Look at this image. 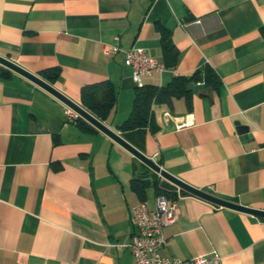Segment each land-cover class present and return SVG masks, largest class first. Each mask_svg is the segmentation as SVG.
I'll return each instance as SVG.
<instances>
[{
  "label": "crops",
  "instance_id": "obj_1",
  "mask_svg": "<svg viewBox=\"0 0 264 264\" xmlns=\"http://www.w3.org/2000/svg\"><path fill=\"white\" fill-rule=\"evenodd\" d=\"M163 31L177 50L172 64ZM105 43L141 46L168 64L143 83L208 66L218 84L189 90L190 106L184 97L153 104L148 125L120 130L137 84L123 50L104 53ZM0 55L37 75L59 67L50 83L80 104L83 86L111 80L117 102L104 123L186 183L264 209V0H0ZM9 70L0 74V264H136L117 246L135 231L129 209L140 200L129 181L155 172L99 129L66 124L60 99ZM167 111L191 124L176 129ZM175 189L163 254L264 264V219ZM155 196L150 183L149 209Z\"/></svg>",
  "mask_w": 264,
  "mask_h": 264
},
{
  "label": "trees",
  "instance_id": "obj_2",
  "mask_svg": "<svg viewBox=\"0 0 264 264\" xmlns=\"http://www.w3.org/2000/svg\"><path fill=\"white\" fill-rule=\"evenodd\" d=\"M162 47L169 61L177 55V50L170 42L168 34L162 33ZM173 62V61H172ZM170 61V64H172ZM165 67L168 64L163 62ZM10 70L3 68L0 71L2 76H8ZM60 75V69L56 66L46 67L39 71V76L48 82H55ZM203 81L204 84H218L215 72L212 68L204 66L196 69L195 72L187 76H177L167 85H154L143 83L137 85L134 92V99L128 117L121 123L120 130H130L146 126L151 121L152 105L160 104L171 107L174 98L184 97L186 104L191 105V91L187 89L189 82L197 83ZM80 101L82 106L88 109L99 119L106 120L117 102V90L113 82L109 79L89 83L81 88ZM84 131L98 130L83 118H78L75 122ZM153 180H148L141 176L134 175L130 181V187L134 190L140 201L146 200L147 186L152 183L156 188V194H162L171 199H176L178 191L176 187L168 182H161V177L155 173ZM179 194L187 195L183 190ZM215 205V204H214Z\"/></svg>",
  "mask_w": 264,
  "mask_h": 264
},
{
  "label": "built area",
  "instance_id": "obj_3",
  "mask_svg": "<svg viewBox=\"0 0 264 264\" xmlns=\"http://www.w3.org/2000/svg\"><path fill=\"white\" fill-rule=\"evenodd\" d=\"M118 38V37H116ZM123 49L116 44H103V51L113 54ZM124 62L132 69V79L137 85L143 84V77L153 72L161 73L166 69L164 63L152 57L143 47L133 45L123 50ZM66 124L75 123L82 118L78 112L68 105L65 106ZM167 121L172 120L176 129L191 124L188 114L176 116L169 111L165 112ZM178 216L176 199L156 194L155 206L149 209L145 201L130 207L129 218L135 231L128 242L119 243L117 246L127 248L136 264H220L222 255L216 251L196 255L188 259L171 258L162 253L166 244L164 227L173 224Z\"/></svg>",
  "mask_w": 264,
  "mask_h": 264
},
{
  "label": "water",
  "instance_id": "obj_4",
  "mask_svg": "<svg viewBox=\"0 0 264 264\" xmlns=\"http://www.w3.org/2000/svg\"><path fill=\"white\" fill-rule=\"evenodd\" d=\"M0 64L9 68L24 77L28 78L32 82L36 83L37 85L41 86L49 93L60 99L65 105L73 108L79 115L86 120L88 123L93 125L95 128L99 129L106 135H108L111 139L119 143L122 147L127 149L134 157H136L140 162L145 164L149 167L152 171L158 174L161 177V182H168L179 190H183L188 195H194L205 200L212 202L217 206H227L237 210L245 211L252 213L258 216L260 219H264V209H257L250 207L246 204L240 203L238 197L236 196H228L225 194L214 193L212 190L207 188H197L194 187L185 181L181 180L180 178L176 177L166 169H164L159 163H157L152 157L147 156L146 154L142 153L128 141H126L122 136H120L114 129L104 123L101 119L96 117L93 113H91L88 109H86L82 104L74 101L73 99L69 98L67 95L59 91L54 85H52L47 80L43 79L41 76L28 71L27 69L18 65L15 61L0 55ZM204 88V83L201 81L199 83L189 82L187 85L188 90L193 89H202ZM121 124L118 125L120 128ZM237 130L239 133L244 135L245 137H252V133L249 131V127L247 125L237 123Z\"/></svg>",
  "mask_w": 264,
  "mask_h": 264
},
{
  "label": "rangeland",
  "instance_id": "obj_5",
  "mask_svg": "<svg viewBox=\"0 0 264 264\" xmlns=\"http://www.w3.org/2000/svg\"><path fill=\"white\" fill-rule=\"evenodd\" d=\"M149 193H150V190H149Z\"/></svg>",
  "mask_w": 264,
  "mask_h": 264
}]
</instances>
